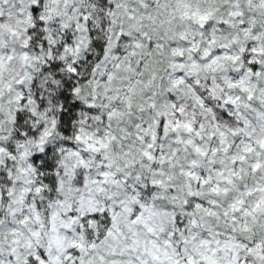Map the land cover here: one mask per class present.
Listing matches in <instances>:
<instances>
[{
  "label": "snow or ice",
  "instance_id": "obj_1",
  "mask_svg": "<svg viewBox=\"0 0 264 264\" xmlns=\"http://www.w3.org/2000/svg\"><path fill=\"white\" fill-rule=\"evenodd\" d=\"M0 264H264V0H0Z\"/></svg>",
  "mask_w": 264,
  "mask_h": 264
}]
</instances>
